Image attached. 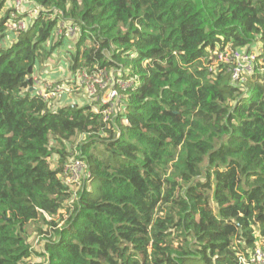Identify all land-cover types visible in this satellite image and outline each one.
<instances>
[{"label": "trees", "instance_id": "obj_1", "mask_svg": "<svg viewBox=\"0 0 264 264\" xmlns=\"http://www.w3.org/2000/svg\"><path fill=\"white\" fill-rule=\"evenodd\" d=\"M30 1L38 15L13 33L0 0V264H247L264 238V0ZM60 22L76 30L73 79L138 77L108 121L101 100L31 90L73 39L56 41ZM228 44L260 53L244 81L233 64L210 70ZM72 156L91 172L75 198ZM31 222L47 225L43 252Z\"/></svg>", "mask_w": 264, "mask_h": 264}, {"label": "built area", "instance_id": "obj_2", "mask_svg": "<svg viewBox=\"0 0 264 264\" xmlns=\"http://www.w3.org/2000/svg\"><path fill=\"white\" fill-rule=\"evenodd\" d=\"M13 4L14 11L11 13V17L7 20L6 25L13 32L16 33L20 30H24L28 26L27 20L20 19L19 16L22 11H25V6L29 4V16L34 18L38 15L40 7L35 5L30 0H10ZM20 14V15H19ZM58 34L63 33V29L58 26ZM67 32L74 35L75 28L70 25L65 26ZM261 52V50H259ZM212 59L210 63V70L213 71L216 66L228 63L233 64V79L236 81H244L247 75H253L256 72V66L260 64L262 58L260 53L257 51H248L247 49H239L233 47L231 44L225 47H218L215 50H211ZM261 72H264V68H260ZM96 74H92L85 69H80L76 72L75 79L80 80V84H86L88 90L90 91L91 98L93 100H101L105 106L101 107L98 105H93L94 111L101 113L105 121H108L112 114L116 111V107L122 97L120 93L121 89H127L128 87L136 84L138 79L137 76H132L129 79L124 80L123 78L108 77V72L106 70H99ZM95 74V75H94ZM105 74L107 80H104L102 75L101 78H97V75ZM94 78V79H92ZM34 81V91L43 96L44 99L48 100L51 98H59L61 94L67 91L60 84H46L45 88H42L40 78L33 77ZM105 90L106 94L104 96H97V89ZM49 89V90H48ZM91 176V172L88 169L86 162L82 159L76 158L75 156L70 158V160L65 164L62 178L66 184L71 186L74 194V198L77 196L78 190L81 188L84 181ZM73 200V199H72ZM245 262V260H244ZM247 264H264V250L260 246V243L251 251L249 260L246 261Z\"/></svg>", "mask_w": 264, "mask_h": 264}, {"label": "rangeland", "instance_id": "obj_3", "mask_svg": "<svg viewBox=\"0 0 264 264\" xmlns=\"http://www.w3.org/2000/svg\"><path fill=\"white\" fill-rule=\"evenodd\" d=\"M29 9L30 7L29 6H25V11L26 13H23L24 16L23 18L26 20L28 19L29 20ZM27 20V21H28ZM59 26L64 30L65 26H66V23L64 22H60L59 23ZM62 34V33H61ZM60 35V34H59ZM72 37L74 35H71ZM58 38V40H57ZM77 36L75 35V37H73V39H70V41L72 42H67V40L63 41L62 44L59 46L58 48V59H61L63 60V69H62V74L59 75L58 79L55 80L54 83L56 84H60L62 85L67 91H65L62 96H66V99L64 102H61L59 101L58 105H65V104H69V103H77L79 104L80 106H84V105H89V104H94L95 101L91 98V94H90V91L88 90L87 88V85L84 83L83 85L79 83L80 80L78 79H73L74 75L73 74V71L71 70V67H70V58H68L67 54L69 51L73 52L74 49H75V40H76ZM56 41L59 42V37H58V32H57V35H56ZM51 60L53 59L52 57L50 58ZM53 62V61H52ZM56 65V64H55ZM39 72L40 73V70L37 69L36 70V73ZM69 74V78L66 74ZM96 74H98L99 72H95ZM95 75V74H94ZM103 77H104V80H107V77L105 76V74H102ZM101 74L97 75V78H101L102 77ZM115 77V78H120V71H116L115 69L113 70H110L109 71V74H108V77ZM77 77V76H76ZM94 79V78H92ZM106 94V89L105 90H101V89H97V96H104ZM62 98V97H61ZM84 137V136H83ZM82 136L78 138V140H81V138H83ZM74 157V156H72ZM71 157V158H72ZM56 159V155H54L52 157V163L53 161ZM45 229L47 228V225L45 224H42V223H36V222H31L28 224L27 226V237H28V241L30 242V244L33 246V249L36 250L37 252H43L44 251V245H45V240H44V236L43 234L40 233L39 230H41V228ZM260 242V246L262 247V249L264 250V238L260 239L259 240ZM33 261L35 262H43L44 261V258L43 256L41 255H37V254H34L33 256Z\"/></svg>", "mask_w": 264, "mask_h": 264}, {"label": "crops", "instance_id": "obj_4", "mask_svg": "<svg viewBox=\"0 0 264 264\" xmlns=\"http://www.w3.org/2000/svg\"><path fill=\"white\" fill-rule=\"evenodd\" d=\"M58 52H56L53 56H52V60L49 59L48 61H46L44 64L40 65L38 67V69L40 70V73L37 72L34 74L33 77H38L40 78L42 84L40 85L42 88H45L46 84H56L54 83L56 79H58L59 75L62 74V69H63V60L58 59ZM53 61V62H52ZM56 64V65H55ZM70 73L66 74L68 76V78ZM65 95V94H63ZM62 97V98H61ZM66 99V96H62V94L60 95V97L58 98V100L61 102H64Z\"/></svg>", "mask_w": 264, "mask_h": 264}, {"label": "water", "instance_id": "obj_5", "mask_svg": "<svg viewBox=\"0 0 264 264\" xmlns=\"http://www.w3.org/2000/svg\"><path fill=\"white\" fill-rule=\"evenodd\" d=\"M31 90L33 91V90H34V88H33V87H31Z\"/></svg>", "mask_w": 264, "mask_h": 264}]
</instances>
